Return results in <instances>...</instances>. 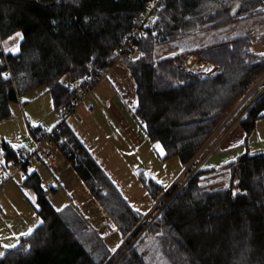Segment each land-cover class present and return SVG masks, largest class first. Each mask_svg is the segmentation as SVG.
Listing matches in <instances>:
<instances>
[{
  "label": "trees",
  "instance_id": "trees-1",
  "mask_svg": "<svg viewBox=\"0 0 264 264\" xmlns=\"http://www.w3.org/2000/svg\"><path fill=\"white\" fill-rule=\"evenodd\" d=\"M147 1L0 0V38L22 34L16 54L0 48V122L11 116L10 104L20 95L41 87L59 113L70 108L85 87L116 61ZM263 13L264 0H164L157 26L136 42L135 58L123 59L135 85L133 112L149 139L164 147L166 158L176 156L187 166L262 77L264 56L255 44L262 43L264 32L254 42L240 36L203 49L199 58L215 66L206 76L185 73L171 58L155 61V47L189 35L192 24L201 30L220 28ZM71 81H76L73 88L67 86ZM262 117L264 95L237 122L246 133L245 142ZM30 131L33 136L43 133ZM62 134L79 157L68 154L55 140L54 144L94 201L121 237L130 233L136 237L144 227L143 216L64 124ZM2 145L6 158H14L17 165L15 151ZM222 169L220 178L212 169L198 168L178 191L174 184L167 192V199L172 198L166 199L149 232L160 233L153 240L168 264H264V152L243 153ZM151 182H147L150 187ZM218 182L224 186L213 188ZM24 184L35 190L40 222L0 257V264L117 261L103 236L80 213L51 206L36 173L28 175ZM139 245L116 264H149Z\"/></svg>",
  "mask_w": 264,
  "mask_h": 264
},
{
  "label": "rangeland",
  "instance_id": "rangeland-1",
  "mask_svg": "<svg viewBox=\"0 0 264 264\" xmlns=\"http://www.w3.org/2000/svg\"><path fill=\"white\" fill-rule=\"evenodd\" d=\"M262 15L263 17L257 15L240 20L230 26L205 30H201V26L197 24H192L189 26L192 32L189 35L157 45L153 50V59L158 61L171 58L177 65L178 59L191 56L199 58V53L203 49L229 42L240 35L245 36L242 34L246 32V36L252 38L254 42L264 32V13ZM196 30L199 31L195 32ZM4 40L1 42L3 48H5ZM199 45L201 48L197 49ZM255 48L264 52V40L261 44H255ZM135 56L136 52L134 58ZM122 61L112 69L107 77L91 88V91L82 99L83 102L65 120L62 115L66 110L59 113L54 108L45 87L30 90L20 95L18 101L10 104L11 116L0 122V177L8 175H15V177L0 191V257L8 249L13 248L5 246H17L20 243L19 231L24 232V229L31 227L30 222L35 223L34 228L40 222L35 190L24 184L20 177V171L23 169L18 171L19 173L16 172L14 158H6L2 145L3 143L8 144L14 151L20 148H25L30 152L35 151V143L30 133L31 128L40 127L44 129L43 132H49V129H54L62 121H64V126L73 123L78 136L92 148L95 157L99 159L126 201L143 216L140 224L143 223L144 227L136 237H131L132 233L121 237L95 201L91 204L92 206L83 209L86 214L84 215L79 206L69 203L64 184L59 186V181L55 176L47 178L43 172L40 174L42 189L46 192L48 202L60 210L70 207L80 213L84 220L103 236L107 247L113 252L111 258L114 257L117 261H120L131 247H136L140 243L139 246L141 250H144L143 253L149 264H168L153 240L154 235L160 233L150 234L149 232V227L158 217L161 207L172 198L170 196V199H167V192L174 184L178 186L176 190L178 191L189 175L198 168L212 169L213 175L221 174L223 170L225 173L222 167L230 162L228 156L222 159L224 162L220 161L218 167H211L210 164L219 160L220 157L216 155L220 147L224 146L225 136L238 125L239 119L253 103L264 95V76L255 82L236 108L224 118L197 155L187 166H184L176 156L166 158L164 147L143 134L140 120L132 111L134 100L131 92H135L134 81ZM203 62L206 64L203 75L206 76L214 70L215 66L208 65L206 61ZM79 97L82 98L81 93ZM260 119L258 127L264 125V117ZM261 131L263 129L259 130L260 133ZM52 147L57 148L54 143ZM51 153L56 160V155ZM5 161L6 164H4ZM39 161L35 159V156L29 160L28 166H31L29 174L37 169L36 163L44 165L47 169L45 163ZM188 169L192 170L191 173ZM143 177H146L147 182L152 181V187L148 186L146 181L145 183L142 181ZM223 186V182H218L213 188ZM51 187H59L57 195L51 192ZM22 190L25 192L23 193ZM34 228L31 227V230L33 231ZM22 236L25 235L22 234Z\"/></svg>",
  "mask_w": 264,
  "mask_h": 264
},
{
  "label": "crops",
  "instance_id": "crops-1",
  "mask_svg": "<svg viewBox=\"0 0 264 264\" xmlns=\"http://www.w3.org/2000/svg\"><path fill=\"white\" fill-rule=\"evenodd\" d=\"M16 33H20V32H16ZM16 33H14L13 35H11L10 37H8V38H6L4 40V43H5V48H3L4 53H6V54H16L19 51V46H20V43L22 41V34L20 33L21 34L20 37H16ZM246 33H243L242 35L246 36ZM226 38H228V37H226ZM250 40L253 42L252 38H250ZM200 46L201 45H199L197 47V49H200L201 48ZM9 49H13V50L9 51ZM189 58H190V60L194 59V57H192V56L189 57ZM131 96H132V98L134 100V103H133V109H134V107L136 105V96H135V92L134 91L131 92ZM260 120L257 121L256 128L250 134L249 139L247 140V142H245L246 133L242 129V127H240L239 125H236L234 128H232L231 131H229V133L223 139V141H224L223 145L224 146L220 147V151L217 152L218 155H216V157H220L219 160L217 162L216 161L211 162V164H210L211 167H218L220 165V163H221L220 161L224 162L222 159L225 156H228V161H231V160H234L237 156H239V155H241L243 153L256 154V153L264 152V125H262L261 127H258ZM66 126H67L69 132L72 133L75 136L76 140L79 142L80 146L85 150V152L88 153L98 163V165L103 169V171L108 175V173L106 172V169L99 162V159H97V157H95L94 151L92 150V148L90 146H88L86 144V142L78 136L77 129L74 127L73 123L68 124ZM257 128H258V130H257ZM31 129L38 130V131H43L44 130V129L40 128V127L31 128ZM262 129H263V131H261V133H260L259 130H262ZM143 132H144V129H143ZM143 134L146 135L145 132ZM31 136H33V135L31 134ZM254 136H255V139H254ZM146 137L149 138L147 135H146ZM33 138H34V136H33ZM156 142H158V141H156ZM8 146L10 147V145H8ZM57 148L52 147V146L44 147L41 150H39L37 153H35L34 154L35 159H37V161L40 160L39 161L40 163H41V161H43V163H45V165L47 166V169L44 167V165L41 164L42 165L41 166L40 164L36 163L37 169L32 171V173H36L39 176L40 185L42 184L41 183V175L40 174L44 173L47 178L49 176L52 177V178L55 176V178L59 181V186H63V184H64L65 193L69 197V203L74 204L76 206H79L81 208L82 212H83V209H86L87 206H92L91 204H94V202H93L94 199H93L90 191L88 190L87 186L85 185L84 181L82 180V178H80L78 176V174L76 173V171L74 170L72 164L66 159V157L59 150V148L58 149ZM218 150H219V148H218ZM47 152H53L56 155L57 159L55 160L56 163L54 165L47 164L46 162H44V156H45V154ZM219 154L221 156H219ZM4 164H6V161H5ZM14 164H15V162H14ZM29 169H31V166H27L24 170L20 171V174H21L20 177L23 180V182L26 179V177L28 175H30L29 174L30 173ZM38 172H40V173H38ZM18 173H17V175H18ZM144 178H146V177H144ZM110 179H111V177H110ZM51 188H52V189H50L51 192L52 193L55 192V195H57V192L59 191V187L58 188L51 187ZM20 189H22V187ZM22 191H23V193L25 192L24 190H22ZM48 195L49 194L47 193V196ZM25 201H27V200L25 199ZM50 204H51V202H50ZM22 206H24V204H22ZM55 209L58 210V207H56ZM83 214H84V212H83ZM84 215H86V214H84ZM86 218L88 220H90L89 217H86ZM30 224H31V227L34 228L33 226L35 225V223L30 222ZM31 227H28V228L24 229V232L19 231L20 233H19L18 236L20 238L28 236V235L22 236V234L23 233H27L29 231V229H31Z\"/></svg>",
  "mask_w": 264,
  "mask_h": 264
},
{
  "label": "built area",
  "instance_id": "built-area-1",
  "mask_svg": "<svg viewBox=\"0 0 264 264\" xmlns=\"http://www.w3.org/2000/svg\"><path fill=\"white\" fill-rule=\"evenodd\" d=\"M164 0H148L146 6L139 18L137 25L129 32L126 36L123 44L119 48L117 54L118 57L116 61L108 66L106 71L96 77L94 81H92L85 89L81 92L82 98L78 97V99L73 103V105L67 109L63 116V120H65L70 114L74 112L76 107L82 102V99L86 97V95L91 91L94 85L98 82L102 81L108 74L112 71L114 67L118 65L120 61L124 58H132L134 55V48L136 42L141 39V37L145 34L148 29H153L157 26V22L159 20V15L163 7ZM2 39L0 38V48L3 49L1 45ZM4 63V62H3ZM177 65L183 70L185 73H190L193 75H203L206 70V64L200 60L198 57H194V59L190 60V58H181L178 59ZM6 74L9 73L8 70L5 72ZM264 74L262 75L263 78ZM76 84V81H71L68 83L69 88H73ZM264 91V90H263ZM262 94V93H260ZM64 121H62L57 127L52 129L49 132H43L36 136H34L33 140L35 143V151L30 152L25 148H20L16 150L15 154L20 159V162L16 165V172L22 169V166L25 162L29 161L35 153H37L43 146L46 147L52 146L54 140L61 146H63L64 151L69 152L72 156L74 155L75 158L79 157V153L76 151L74 145L70 142L68 136L62 134V127ZM44 162L47 164L54 165L56 163L55 157L51 152H47L44 156ZM14 175H8L7 177L1 176L0 177V191L13 179ZM1 214V210H0Z\"/></svg>",
  "mask_w": 264,
  "mask_h": 264
},
{
  "label": "snow or ice",
  "instance_id": "snow-or-ice-1",
  "mask_svg": "<svg viewBox=\"0 0 264 264\" xmlns=\"http://www.w3.org/2000/svg\"><path fill=\"white\" fill-rule=\"evenodd\" d=\"M20 33H16V37H20ZM13 49H9V51H12ZM260 55H262V56H264V53H261ZM209 71H210V69H209ZM49 131H51V129H49ZM15 147V146H14ZM157 182H159V181H157ZM138 211V210H137ZM31 229H29V231L27 232V233H23V235H29L30 233H31ZM5 247H15V245H7V246H5ZM113 251H115V249H113Z\"/></svg>",
  "mask_w": 264,
  "mask_h": 264
},
{
  "label": "water",
  "instance_id": "water-1",
  "mask_svg": "<svg viewBox=\"0 0 264 264\" xmlns=\"http://www.w3.org/2000/svg\"><path fill=\"white\" fill-rule=\"evenodd\" d=\"M239 7V2L236 4V6L233 9V12L235 11V9H237Z\"/></svg>",
  "mask_w": 264,
  "mask_h": 264
},
{
  "label": "bare ground",
  "instance_id": "bare-ground-1",
  "mask_svg": "<svg viewBox=\"0 0 264 264\" xmlns=\"http://www.w3.org/2000/svg\"><path fill=\"white\" fill-rule=\"evenodd\" d=\"M68 154H69V152H68Z\"/></svg>",
  "mask_w": 264,
  "mask_h": 264
}]
</instances>
